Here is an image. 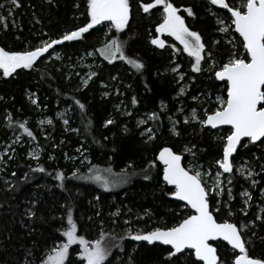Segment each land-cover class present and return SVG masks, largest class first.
Wrapping results in <instances>:
<instances>
[{
    "label": "trees",
    "instance_id": "16d2710c",
    "mask_svg": "<svg viewBox=\"0 0 264 264\" xmlns=\"http://www.w3.org/2000/svg\"><path fill=\"white\" fill-rule=\"evenodd\" d=\"M171 2L179 9L178 14L185 17L190 30L202 36L215 60L226 61L234 50L228 40L240 39L233 26L228 34L217 30L218 19L231 24L227 9L210 5L209 0ZM226 2L237 7L241 0ZM130 3V23L121 33L114 29L107 31L103 22L85 33L83 39L54 45L32 69H17L10 77L0 74V142L8 143L17 134L22 141L38 148L36 158L29 157L27 149L15 146L14 151L3 154L0 159V264H20L26 255L35 258L41 251L51 249L55 241H63L61 231L67 227L69 205L77 235L89 241L92 235L98 239L102 232L107 234L102 242L109 253L104 264H162L168 247L137 243L126 236L129 225L124 221L131 214L125 213V202H132L140 213L145 207L152 213L130 222L133 231L139 227L150 231L147 224L155 218L172 226L178 217H172L170 212L182 204L167 194L172 189L162 180L157 152L168 146L182 154L184 166L192 160L208 168L222 154L221 138L228 134L229 128L213 131L201 128L195 121L186 124L184 115L195 106L201 110L200 118H203L204 106L203 110L213 111L216 107L210 102L213 96L216 93L226 96L224 82H218L209 70L211 62H202L204 71L192 72V59L178 41L166 33H156L155 28L162 20L161 6L144 13L138 8V0ZM0 4L4 5L0 16L5 17L0 23V47L5 50L35 48L42 41L58 39L66 31L88 22L86 0H19L18 8L12 7L8 0H0ZM186 7L192 8L193 17L183 11ZM157 35L165 41L164 48L151 44ZM113 38L126 42L125 54L143 63L144 68L137 71L119 59L108 63L98 49ZM238 50L244 52L242 46ZM175 64L179 65L177 72L172 71ZM93 72L96 75L84 86L82 81ZM181 85L185 86L183 94L178 91ZM133 97L137 100L135 105ZM33 99L36 105L32 104ZM77 99L85 105L83 110L75 104ZM180 108L183 111H178ZM60 112L63 118L58 116ZM152 113L158 119H149ZM141 115L146 116V121L138 125L137 118ZM65 119L68 124L64 123ZM108 119L113 123L105 127ZM48 120L52 123H47ZM21 122L26 123L35 139L23 133L19 128ZM174 126L178 136L171 132ZM145 128L153 130L155 139L149 141L147 135H141ZM192 145L196 146L195 157L184 151L185 146ZM238 157L245 158L256 172L257 188L264 184L261 169L264 144L257 142L247 149L238 148L233 160ZM149 162L154 166L149 167ZM38 166L45 171H33ZM103 167L132 180L124 187L110 190L81 180L90 173V168ZM57 171L64 176L62 181L55 179ZM145 174L149 179L144 178ZM229 175L234 192L246 184L234 169ZM4 181H9L12 187ZM255 194L253 191L254 200ZM210 204L213 209L211 195ZM29 208L35 213L31 218L25 212ZM252 213L251 208L247 215L235 212L232 221L237 226L248 225L243 232V238L250 240L246 244L248 254L264 260V219L258 221ZM214 214L222 221L220 212ZM122 236L124 239H120ZM215 244L220 258L228 263L230 249L222 242ZM79 251L77 245L70 246L64 264H83L77 256ZM188 254L185 251L180 257V264H184Z\"/></svg>",
    "mask_w": 264,
    "mask_h": 264
},
{
    "label": "snow or ice",
    "instance_id": "6c2138e0",
    "mask_svg": "<svg viewBox=\"0 0 264 264\" xmlns=\"http://www.w3.org/2000/svg\"><path fill=\"white\" fill-rule=\"evenodd\" d=\"M8 2L12 7H20L19 0H8ZM209 3L227 9V12L230 13L231 24L223 26L224 21L218 19L217 23L222 26L217 30L222 34H228L234 26V32L238 33L240 38L228 40L234 50L229 53L228 59L223 62L215 60L214 54L206 48L202 36L198 32L190 30L185 17L178 14L179 9L174 6L171 0H151V2L138 0V8L144 13H150V10L156 8V6L162 7V20L157 24L155 31L157 34L166 33L182 45L183 52L192 58V72L204 71L202 62H211L209 70L213 71L217 81L225 84L226 98L224 95H218L215 109L211 112L205 109L203 118H200L197 110L193 108L190 120L199 123L201 128L210 126L212 129H216L225 125L230 127L228 134L221 138L222 154L215 161L217 173L211 188L206 185L203 179V175L206 174H202L201 171L194 168L190 169L182 166L181 154L176 153L170 147L160 148L156 160L163 165L162 180L174 189V191L170 190L167 194L179 201H184L185 207L190 208L192 211L171 227H155L151 231L139 229L133 231L130 221L125 220V225H129L125 229V233L128 238L134 241H146L150 245L159 242L161 245L170 246L166 250V256L162 264H180V257L184 256L185 250H188L189 254L184 264H227L226 260L220 258L217 247H214L211 243L213 241H224L230 246L233 256L232 264H264V260L251 258L248 254L246 244L250 243V240L243 238V230L248 225L241 224L238 228L236 224L228 220L218 222L214 212L219 213L221 208L216 207L213 210L210 204V192L219 195L220 192L216 190H223L220 177L224 173L233 172V157L238 148L247 149L249 145L255 146L257 142L264 144V0H241L237 7L230 6L226 0H209ZM3 7L4 5L0 4V8ZM183 11L189 17L195 15L191 7H186ZM130 15V0H86V18L88 22L83 26L66 31L58 39L42 41L40 46L32 49L11 51L0 47V74L3 77H10L17 69H32L54 45L83 39L85 33L103 22H109L111 29L121 33L129 25ZM4 21L5 17L0 16V23ZM150 42L159 48L165 47V41L160 39L159 35L151 39ZM125 43L113 38L108 40L104 47L98 49V51L110 64L119 59L131 65L137 71L143 69V63L125 54ZM213 44L218 45L219 41H213ZM238 46H242L243 53L239 52ZM173 50L179 51L177 48ZM178 69L179 65L173 67L172 71L177 72ZM95 75V72L91 73L87 79L82 81L83 85L87 86L88 81ZM113 79H116V77H113ZM183 79V74H180V80ZM183 93L184 88L181 87L180 94ZM193 99L195 100L196 97H193ZM74 102L81 110L84 109L85 105L78 99ZM136 103L137 100L133 97L132 104L135 105ZM32 104L36 105L37 101L33 99ZM178 111L183 110L178 109ZM8 118L10 119V117ZM149 119L155 120L158 117L155 113H152ZM190 120L186 117L184 123L187 124ZM47 123L51 124L52 121L48 120ZM64 123L68 124V120L65 119ZM112 123V119L106 120L105 127ZM144 123L143 120L139 121V124ZM19 128L29 138L35 139L33 132L26 127L25 122L19 123ZM72 130L75 131V129ZM171 132L173 135H179L175 126L171 129ZM146 134L149 141L155 139L151 128H147L145 132L141 133L142 136ZM17 140H19V136ZM195 147V145L185 146L184 151L195 157L193 151ZM28 155L36 158L33 152H29ZM152 166H154L152 162H149V167ZM261 169L264 170V165H261ZM33 171L44 172L45 169L38 166ZM92 171L93 169L90 168L89 172ZM236 172L242 175L246 172V178L253 176V172L245 169L243 165L237 167ZM12 175L15 176V173H12ZM72 175L76 176V172H73ZM91 178L96 181L102 179L99 174ZM144 178L149 179L147 174ZM55 179L62 181L64 176L57 171ZM4 183L8 187H12L9 181H4ZM229 183H231L230 179ZM102 186L107 190L108 181H103ZM252 186H256L255 180H252ZM261 194L264 195V189H261ZM241 196L247 198L244 200V207L247 208L249 206L248 201L252 197L248 191L242 192ZM228 197L229 201L233 199L230 188L228 189ZM222 206L227 209L229 216L233 215L227 202H224ZM25 212L29 218L35 215L31 208L26 209ZM117 214L113 213V215ZM256 219L261 220L264 217L258 215ZM61 235L64 237V242L52 247L46 258L41 260V264H64L69 247L73 244H79V255L83 264H104L109 253L102 242L107 234L102 232L100 237L93 241H88L84 236L77 235V225L73 220L70 205L67 207V227L61 231ZM120 239H124V237L122 236Z\"/></svg>",
    "mask_w": 264,
    "mask_h": 264
},
{
    "label": "rangeland",
    "instance_id": "374dc122",
    "mask_svg": "<svg viewBox=\"0 0 264 264\" xmlns=\"http://www.w3.org/2000/svg\"><path fill=\"white\" fill-rule=\"evenodd\" d=\"M240 4V2L238 3V5ZM219 20H223V19H219ZM218 21V20H217ZM224 21V20H223ZM219 27L222 26L220 24H218ZM229 24L227 22L224 21V25L223 26H228ZM105 27H106V30L107 31H110L111 28L109 27V22H106L105 23ZM232 38V37H231ZM179 43V42H178ZM182 47V45H180ZM192 59V58H191ZM177 65H173V67H176ZM180 76V75H179ZM183 87L185 89V86L184 85H181L178 89V91L180 92V88ZM218 95H222L220 93H216L213 98L211 99L210 102H213L216 104V97ZM226 98V96H225ZM197 110V113L199 115V113L201 112V110L199 111L198 107L195 106L193 107ZM193 108H189V110H187V113H185L184 115V119L187 117L189 118L190 120V117H191V110ZM205 108V106H204ZM202 108V111H204ZM181 109V108H180ZM58 116L60 118H63V113L60 112L58 113ZM146 121V116L145 115H141L140 117L137 118V122H138V125L139 124V121ZM147 129V128H145ZM145 129L143 130V132H145ZM220 129L218 130H215V131H219ZM147 135V134H146ZM17 137L18 135L17 134H14L10 141L8 143H2L0 142V159L2 158L3 154H8V153H11L12 150H13V147L15 146H19L21 148H24V149H27L26 150V153L28 155L29 152H33L35 154V156H37L38 154V148L32 144L31 142H27V141H22L21 140V137L19 136V140H17ZM29 156V155H28ZM31 157V156H29ZM219 158V157H218ZM216 158L213 163H212V166L210 168L202 165L201 163H196L192 160H190L189 163H187L186 165V168H194L196 170H199L202 172V174H206V175H203V179L205 180V183L206 185L211 188L212 184L214 183L215 179H216V173H217V165L215 163V161L218 159ZM233 163H234V170L236 172V168L237 167H240L241 165H243V167L247 170H250L253 172V176L251 178H246V175L247 173L245 172L243 175L236 172V174H238L241 179L244 181V183H246L245 185L243 184V186H240V188L234 192V185H233V182H232V178L230 177L229 173H224L221 177H220V180L222 182V185H223V190L221 191L220 189H217L216 191L217 192H220L219 195H216L215 192H210V195H211V198L214 202V208L215 209L216 207H220L221 210H220V213L223 215L222 217V220H228L229 222H233L232 219L233 217H235V212L241 214L242 216L243 215H247V211L249 208H251L252 210V215L255 216V218L259 215L261 216L264 211H262V209H264V195L261 194V189H264V184H262L260 187L257 188V185H258V178L256 176V172L252 169V167L248 164L247 160L245 158H241V157H238L236 160H233ZM96 174H99L100 177L102 178L100 181H96L95 179H92L91 177H94ZM84 177H88V178H84ZM229 179L231 180V183H229ZM81 180H83L84 182L90 184V185H94L98 188H101L103 190H106L102 185H103V181H108V190L110 189H117V188H120V187H124L126 186L127 184H129L132 180V177H129L127 178V176H121L119 177L118 175H116L115 172H113L111 169H108V168H94L92 172H90L88 175H85V176H82L81 177ZM252 180H255L256 181V186L253 187L252 186ZM231 189L232 191V196H233V199L229 201V197H228V189ZM244 191H248L252 197L251 200L248 201V204L249 206L247 208L244 207V200L247 199L246 197H243L241 196V193L244 192ZM253 191H256V194H255V200H254V195H253ZM123 198L126 197V195L122 196ZM237 198V199H236ZM220 202L219 204L217 202ZM224 202H227L229 204V206L231 207L232 209V212H233V215L229 216L228 215V211L227 209H225L222 205ZM251 205V207H250ZM127 209L125 210V213L129 215V213L131 214V218H127L128 221L132 222L134 219L136 220L137 218L139 219H142V217L144 215L146 216H150L152 213H151V210L150 208L148 207H145L142 209L141 213L138 212V207L134 206L133 207V203L130 202V201H126L125 202V205H124ZM186 208L184 205H180L179 208H176L174 210V212H170L171 213V216L172 217H178V221L180 219H182L184 216L190 214L191 212L190 211H186ZM243 209V211H242ZM134 213H138V214H142L141 216L139 215H135ZM246 213V214H245ZM135 215V216H134ZM134 216V217H133ZM133 217V219H132ZM259 221V220H258ZM261 221V220H260ZM251 221H249V225H252V222L250 223ZM177 223V222H176ZM169 223H163V222H160L158 218H155L154 219V222H152L151 224H147V227H150V231L152 229H154L155 227H171V226H168ZM175 223H172L170 225H174ZM240 225H238L239 227ZM143 230V228L139 227L136 230ZM145 230V228H144ZM245 231V229L243 230V232ZM97 239L95 235H92V238L89 240V241H93ZM63 241L59 240V241H55L54 246H58L60 245ZM73 245H77L79 250H80V246L79 244H73ZM72 246V245H71ZM163 246V245H162ZM51 247V248H52ZM70 249V247H69ZM43 250V248H42ZM50 250V249H49ZM49 250H43L41 251V253L37 256V257H28V255H26V257L22 260V262L20 264H39V260L40 259H44L46 258L47 254H48V251ZM69 251V250H68ZM80 251L78 252L77 256L80 257L79 255ZM230 258H229V261L227 264H232V259H233V256H232V251L230 249ZM67 257V256H66ZM66 257H65V260H66ZM194 258V257H193ZM64 260V262H65Z\"/></svg>",
    "mask_w": 264,
    "mask_h": 264
},
{
    "label": "water",
    "instance_id": "95a60500",
    "mask_svg": "<svg viewBox=\"0 0 264 264\" xmlns=\"http://www.w3.org/2000/svg\"><path fill=\"white\" fill-rule=\"evenodd\" d=\"M229 15H230V13H229ZM233 30H234V26H233ZM237 35H238V33H236ZM218 82H221V81H218ZM207 128H209V129H211V130H213V131H215V130H218V129H221V128H229L230 126H220V127H218V128H216V129H212L210 126H206ZM164 147H168V146H164ZM159 152V151H158ZM158 152H157V154H158ZM176 152V151H175ZM176 153H178V154H181V153H179V152H176ZM182 155V154H181ZM157 156V155H156ZM159 162V161H158ZM160 163V162H159ZM161 164V163H160ZM162 165V164H161ZM182 166L183 167H185L186 168V166H184V164H183V156H182ZM162 170H163V165H162ZM168 187H170L173 191H174V189L172 188V186H169V185H167ZM171 199H173L174 201H177V202H179V203H181L182 205H184L185 206V202L184 201H179V200H177L176 198H174V197H172L171 196ZM188 210L191 212L192 210L190 209V208H188ZM218 222H222V221H218ZM232 223H234V222H232ZM235 224V223H234ZM238 227V226H237ZM239 228V227H238ZM135 242H137V243H139V242H143V243H147L146 241H135ZM214 242H217V241H213V242H211L212 244L214 243ZM221 242H223L229 249H230V246H228L227 244H226V242H224V241H221ZM148 244V243H147ZM154 244H159V242H154L153 244H151V245H154ZM150 245V244H149ZM161 245V244H160ZM163 246H165V245H163ZM213 246L214 247H216L214 244H213ZM165 247H170V246H165ZM185 251H187V250H185ZM178 255V254H177Z\"/></svg>",
    "mask_w": 264,
    "mask_h": 264
},
{
    "label": "flooded vegetation",
    "instance_id": "af4514ba",
    "mask_svg": "<svg viewBox=\"0 0 264 264\" xmlns=\"http://www.w3.org/2000/svg\"><path fill=\"white\" fill-rule=\"evenodd\" d=\"M219 221V220H218ZM223 221V220H222ZM217 242H221V241H217ZM216 242H214L213 244L216 246V244H215ZM223 243V242H222ZM217 247V246H216ZM218 249V248H217ZM188 251V250H187ZM218 254H219V252H218Z\"/></svg>",
    "mask_w": 264,
    "mask_h": 264
}]
</instances>
